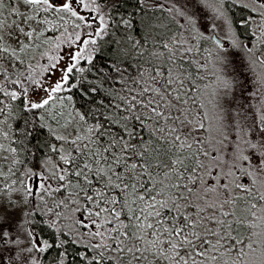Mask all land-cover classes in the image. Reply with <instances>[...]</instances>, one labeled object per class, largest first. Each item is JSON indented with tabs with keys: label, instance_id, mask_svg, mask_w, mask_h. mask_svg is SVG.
I'll return each mask as SVG.
<instances>
[{
	"label": "snow or ice",
	"instance_id": "1",
	"mask_svg": "<svg viewBox=\"0 0 264 264\" xmlns=\"http://www.w3.org/2000/svg\"><path fill=\"white\" fill-rule=\"evenodd\" d=\"M0 177V264H264V0H0Z\"/></svg>",
	"mask_w": 264,
	"mask_h": 264
},
{
	"label": "rangeland",
	"instance_id": "2",
	"mask_svg": "<svg viewBox=\"0 0 264 264\" xmlns=\"http://www.w3.org/2000/svg\"><path fill=\"white\" fill-rule=\"evenodd\" d=\"M206 11H208V14L211 15L210 10H206ZM244 55H245V53L243 52L242 49L241 50H233L231 52V56L233 57L234 61L237 62V63H239V62H241L243 60ZM212 72H213V69H212L211 66L208 67V69L206 71H202L201 72V76L204 77V79H203V81H200V83L203 84L205 82V84H208L209 85V91L211 90V88L213 86L212 81L209 78V75L212 74ZM206 75H208V79H207ZM247 76H248V81H250L249 82L250 84L248 83V85L250 86L252 84L253 80H254V77L252 76L251 72H248ZM214 79H215V77L213 78V81H214ZM0 180H3V177H0Z\"/></svg>",
	"mask_w": 264,
	"mask_h": 264
},
{
	"label": "trees",
	"instance_id": "3",
	"mask_svg": "<svg viewBox=\"0 0 264 264\" xmlns=\"http://www.w3.org/2000/svg\"><path fill=\"white\" fill-rule=\"evenodd\" d=\"M247 35H250V33L249 34H247ZM211 66V64L209 65V67ZM207 76V79H208V75H206ZM209 78L211 79V81L213 82V78H214V76L212 75V74H210L209 75ZM203 81V80H202ZM250 81H248V83H249ZM203 84H205V82L203 83ZM250 84V83H249Z\"/></svg>",
	"mask_w": 264,
	"mask_h": 264
}]
</instances>
